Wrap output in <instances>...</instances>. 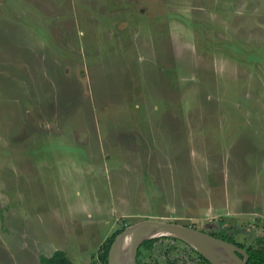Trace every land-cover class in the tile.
Masks as SVG:
<instances>
[{
    "label": "rangeland",
    "instance_id": "rangeland-1",
    "mask_svg": "<svg viewBox=\"0 0 264 264\" xmlns=\"http://www.w3.org/2000/svg\"><path fill=\"white\" fill-rule=\"evenodd\" d=\"M145 219L264 247V0H0V264Z\"/></svg>",
    "mask_w": 264,
    "mask_h": 264
},
{
    "label": "water",
    "instance_id": "water-1",
    "mask_svg": "<svg viewBox=\"0 0 264 264\" xmlns=\"http://www.w3.org/2000/svg\"><path fill=\"white\" fill-rule=\"evenodd\" d=\"M162 236L175 237L186 242L211 264H248V252L233 242L195 227L156 219L138 221L121 232L111 246L109 264L120 239L124 247L120 264H139L138 253L142 244Z\"/></svg>",
    "mask_w": 264,
    "mask_h": 264
},
{
    "label": "trees",
    "instance_id": "trees-1",
    "mask_svg": "<svg viewBox=\"0 0 264 264\" xmlns=\"http://www.w3.org/2000/svg\"><path fill=\"white\" fill-rule=\"evenodd\" d=\"M120 231H116L111 237L107 238V240L103 243L100 253H99V259L104 263V264H109V252L111 249V246L116 239L117 235L119 234ZM212 234V233H211ZM217 236L216 234H213ZM218 237V236H217ZM161 238H167L165 236ZM158 240V238H153L145 241L142 246L139 249L138 253V263L140 264L141 262V256H143V253L141 249H149L153 246L155 241ZM242 248H244L243 245H240ZM248 254H249V259H248V264H264V247H257V246H252L248 248H244ZM199 255L201 258L208 263H210L208 260L205 259L204 256H202L200 253ZM41 262L43 264H75L72 262L65 254L64 251L62 250H57L53 253L52 256H42ZM211 264V263H210Z\"/></svg>",
    "mask_w": 264,
    "mask_h": 264
},
{
    "label": "bare ground",
    "instance_id": "bare-ground-1",
    "mask_svg": "<svg viewBox=\"0 0 264 264\" xmlns=\"http://www.w3.org/2000/svg\"><path fill=\"white\" fill-rule=\"evenodd\" d=\"M124 247L121 239L117 242L112 255L111 264H120V259L123 257Z\"/></svg>",
    "mask_w": 264,
    "mask_h": 264
},
{
    "label": "flooded vegetation",
    "instance_id": "flooded-vegetation-1",
    "mask_svg": "<svg viewBox=\"0 0 264 264\" xmlns=\"http://www.w3.org/2000/svg\"><path fill=\"white\" fill-rule=\"evenodd\" d=\"M201 230V229H200ZM204 231V230H203ZM207 232V231H206ZM209 233H211V232H209ZM220 238H223V239H225V237H220ZM227 240V239H226ZM228 241H230V240H228ZM231 242V241H230ZM234 243V242H233ZM236 244V243H235ZM238 245V244H237ZM238 246H240V245H238ZM241 247V246H240Z\"/></svg>",
    "mask_w": 264,
    "mask_h": 264
}]
</instances>
